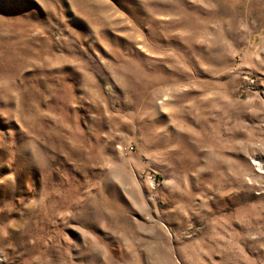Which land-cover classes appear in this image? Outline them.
<instances>
[{
    "label": "rangeland",
    "instance_id": "obj_1",
    "mask_svg": "<svg viewBox=\"0 0 264 264\" xmlns=\"http://www.w3.org/2000/svg\"><path fill=\"white\" fill-rule=\"evenodd\" d=\"M0 264H264V0H0Z\"/></svg>",
    "mask_w": 264,
    "mask_h": 264
}]
</instances>
